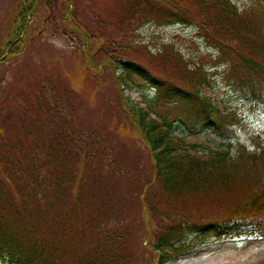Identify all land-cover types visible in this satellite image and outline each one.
<instances>
[{
	"label": "trees",
	"instance_id": "trees-1",
	"mask_svg": "<svg viewBox=\"0 0 264 264\" xmlns=\"http://www.w3.org/2000/svg\"><path fill=\"white\" fill-rule=\"evenodd\" d=\"M112 2L106 19L98 18L117 30L107 37L105 30L99 34V28L95 35L78 19L80 1L17 0L3 27L7 32L0 36V65L19 58L40 38L47 21L58 32L52 18L59 13L80 44L74 60L93 78L95 89L104 85L98 86L103 78L112 81L114 104L143 136L149 165L134 162L125 147L119 156L106 138L82 126L76 115L78 95L53 71L16 93L1 88L4 264H134L131 231L121 218L122 203L128 204L131 196L145 222L146 264L175 261L203 243L264 240V136L248 135L253 144L249 150L235 130L244 132L242 107L264 115V0L243 10L232 0ZM35 15L41 16L36 28ZM150 20L162 26H194L195 35L215 53L211 69L239 106L223 112L206 98L205 57L198 63L186 61L174 43L163 44L156 54L132 44L130 34ZM131 49L141 54L139 59L130 55ZM147 58H159L156 65L163 64L166 72L154 70ZM119 68L125 76L114 79ZM133 77L140 80L139 87L147 84L154 90L152 104L166 102L163 111L152 110L155 121L130 108L122 96L120 83L132 84ZM176 125L191 135L212 136L216 146L209 154L189 153L187 147L198 145L174 138ZM116 187L120 193L113 192Z\"/></svg>",
	"mask_w": 264,
	"mask_h": 264
},
{
	"label": "rangeland",
	"instance_id": "rangeland-1",
	"mask_svg": "<svg viewBox=\"0 0 264 264\" xmlns=\"http://www.w3.org/2000/svg\"><path fill=\"white\" fill-rule=\"evenodd\" d=\"M79 1L78 19L84 21L95 35L98 34L100 28L99 34L105 30L107 37H114L117 30L115 28L111 30L108 22L105 24L101 22L100 24L98 21V18L106 19L107 11L114 7L112 0H77V2ZM253 1L232 0L240 10L248 7ZM16 3L17 0H0V36L7 32V29L3 31V27L7 18L9 21L12 17L13 10L15 11L16 9ZM43 15H46L45 11ZM60 17L59 13H55L52 18H55L54 25L60 27L58 32H55L50 21H47L48 23L40 33V38L29 44L26 51L19 58L5 66L0 65V78L4 80V83L0 84V89L5 88L11 90L12 93L25 90L30 85V82L39 75L53 71L56 76H59L63 85L68 84L74 90V95H78L76 115L82 126L91 127L94 132L99 133V137L106 138L107 145L112 146L119 156L124 153L125 147L126 150L130 151L128 157L135 159L134 162L143 164L147 162V165H149L148 153L142 142L143 136L127 122L123 111L114 104L117 96L112 91V81L103 78L101 82H98V86L104 85L95 89L93 78L85 71H82L75 61L78 58L76 53H80L79 41L74 38L75 31L68 27L66 23H61ZM33 19V27H39L41 16L35 15ZM145 23L130 34L132 44L146 46L148 51L156 54L162 50L163 44L174 43L186 61L198 63V59L205 57L207 71L205 73L204 95L206 98L211 99L220 107L235 108V106H239L240 103L224 87L220 77L215 76L216 71L211 69L209 62H213L212 58L215 53L213 52L212 55L211 47L206 44L202 37L195 35L197 29L194 26H162L161 23L154 20ZM104 25L105 27H103ZM60 32L65 33V36L58 34ZM33 34L32 32L31 35L33 36ZM128 52L135 59H139L141 56V54L136 53L132 49ZM158 60L159 58H147V64L154 70L165 73L166 69L163 64L156 65ZM190 66H193V69H197V64ZM222 70L223 68L220 67L219 72ZM118 73L120 74L122 71ZM115 77H117L116 73L114 79ZM132 80L133 87H135L132 90L138 92L141 98L138 105L144 104L145 106L148 102L156 112H161L165 109L166 102L159 101L157 105L150 102L155 98L153 89H149L147 84H142L143 89L141 87L138 88L135 84L141 85L140 80L134 77ZM125 95L128 100L133 102L132 93L126 91ZM138 105L137 107H139ZM239 113L245 117L246 124L243 126L244 132L236 129V133L240 136L241 142L251 149L252 146L248 135L259 133L264 136V116L243 107L239 110ZM172 135L188 146L197 144L198 147L195 149H199L202 154L208 153L210 147L216 146L212 136L205 134L191 135L181 125H176ZM235 151L236 148L233 146L231 154H235ZM140 178L143 180L142 177ZM134 185H136L135 182L131 184V186ZM113 192L120 193L118 187ZM120 199L123 201V197H120ZM136 200L135 197L131 196L128 204L122 203L121 218L123 224L131 231L132 237L129 236L130 239L128 241H131L130 249L133 252L134 264H146L147 256L145 257L144 253L146 228L144 220L139 216V206L134 204ZM191 251L181 256L178 260L165 264H250L258 254L264 253V240L253 237L203 243ZM0 264L4 263L0 261Z\"/></svg>",
	"mask_w": 264,
	"mask_h": 264
},
{
	"label": "bare ground",
	"instance_id": "bare-ground-1",
	"mask_svg": "<svg viewBox=\"0 0 264 264\" xmlns=\"http://www.w3.org/2000/svg\"><path fill=\"white\" fill-rule=\"evenodd\" d=\"M250 264H264V253L258 254Z\"/></svg>",
	"mask_w": 264,
	"mask_h": 264
}]
</instances>
